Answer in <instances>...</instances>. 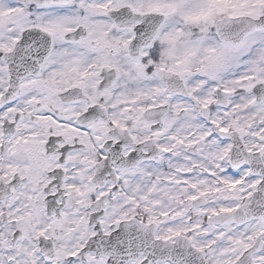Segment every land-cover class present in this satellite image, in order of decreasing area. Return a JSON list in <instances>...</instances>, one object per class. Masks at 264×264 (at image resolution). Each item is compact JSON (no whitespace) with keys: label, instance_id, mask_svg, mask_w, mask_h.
<instances>
[{"label":"snow or ice","instance_id":"1","mask_svg":"<svg viewBox=\"0 0 264 264\" xmlns=\"http://www.w3.org/2000/svg\"><path fill=\"white\" fill-rule=\"evenodd\" d=\"M0 264H264V0H0Z\"/></svg>","mask_w":264,"mask_h":264}]
</instances>
